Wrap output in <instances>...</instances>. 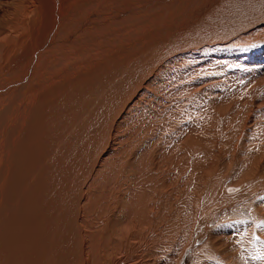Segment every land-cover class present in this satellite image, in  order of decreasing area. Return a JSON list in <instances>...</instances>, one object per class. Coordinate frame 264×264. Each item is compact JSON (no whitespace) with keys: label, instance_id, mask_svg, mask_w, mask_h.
<instances>
[{"label":"bare ground","instance_id":"bare-ground-1","mask_svg":"<svg viewBox=\"0 0 264 264\" xmlns=\"http://www.w3.org/2000/svg\"><path fill=\"white\" fill-rule=\"evenodd\" d=\"M257 45H259V48H256ZM227 46H234L238 51L241 49L250 51L256 48L253 50L255 51L253 56H249V54L245 52L235 55V59L240 55L248 56L246 59H244L243 56L240 61V63L245 61L243 63L245 66H241L245 67V69L247 68V71L241 72L242 74L244 73L246 81L234 88L236 90L241 89L246 92V95L256 98V95H258L260 91L264 92V0H0V49L6 48L9 51L6 55L5 62L0 65V204L5 185L12 179L11 174L14 168L12 157L15 148V137L19 136L22 131L29 112L31 113V111L38 108L42 110L45 109L48 110V118L46 117V120H48L50 124H58L61 121L63 122L64 119V121L68 123H74L81 118L85 109L96 107L99 117L96 118V115L93 113L90 114L88 118V121L90 120L89 124L95 125V131L93 129L94 132H92L90 138L92 141L95 140L94 143L97 150L94 156L98 163L96 162L97 164L95 163L96 165H93V171L105 166L106 163L109 164L111 161L118 160L120 154L125 150L129 152L128 155H131L130 158L134 159L140 155L144 143L149 141L151 136L145 137L144 135H138V132L133 134L131 129L143 124L157 126L158 120L160 121V119L157 120L153 118L152 114L166 112L168 109L170 110L171 107H174L176 103L173 104L174 101L171 102L172 98H169L171 93H178L184 87H187L189 93L195 95L211 90L213 92L214 89H216V91L224 90L221 84H219V86L222 88L217 87V82H215L219 76V74L217 76L218 71L215 72L210 70V68L230 60L231 57L229 58L228 56L225 58L218 52V50L220 51V49ZM225 50L226 49H224V51ZM234 54L235 53L232 52L233 57ZM217 66L216 68L218 69ZM227 69L229 68H226V70ZM223 71L222 73H227V71ZM233 71H235V69ZM237 72H240V70H236L234 74ZM259 80H262V84L259 83L260 85H257ZM241 81L243 80H239L238 83H241ZM234 84H236V82ZM231 87L234 86L231 85ZM206 96L205 94V97ZM180 98L181 100L187 99L186 96ZM201 98L202 100L204 99L202 96ZM188 99H190V96H188ZM225 100L226 98L223 101L226 102L227 100ZM71 103L76 105L71 107ZM254 104H256V102H254ZM238 106L239 105H237V107ZM189 108L190 107H188V109ZM185 109L187 108L184 107V110ZM223 109L225 108H220V112L215 115V117L212 116L213 119L215 118L212 121L219 127L225 125L224 123L228 118H224L225 111ZM236 110L239 109L237 108ZM64 112H68V114L63 119L64 115H62V113ZM188 113H190V111ZM185 117L186 116H184L183 120L178 119L181 125L184 126L187 123L184 121ZM174 122L176 123V121ZM203 123L205 124V122L201 124ZM178 125L180 126V123ZM173 126H176V124ZM188 128H190V126ZM179 129H177V132ZM181 133H183V130ZM182 137L183 136H181L179 140H181ZM165 142L167 143L168 140ZM194 143L195 141L190 139L186 142V147L193 149V146L196 145ZM72 147L74 151H77L76 156H80L85 151V148H76L77 144L75 143H72ZM168 147L171 148V146ZM155 148L156 147H154V150ZM86 152L92 154L93 149L89 148ZM187 153L185 152V154ZM193 155V157L197 156L196 154ZM165 156H167V154ZM176 156L174 157L176 158ZM37 159L39 158H36V160ZM258 163L260 164V161ZM261 168L259 167L258 171ZM163 170L161 171L163 172ZM170 171H172V169ZM175 171L177 172V170ZM176 172L174 174H176ZM158 173L160 174L161 172L158 171ZM261 173H264V170ZM142 174L144 173L142 172ZM149 174L151 175V172ZM153 174L156 176V173ZM162 175L163 174L159 175V178ZM170 176H172V174ZM210 176L211 175L205 177V184L202 183L203 189L206 190V192H202V194L208 202L211 199L212 201L215 199L217 207L233 199L236 200L239 198L240 200L241 197H248L250 193L252 194L256 191L257 187L264 184V176L255 174L239 176L230 184L227 183V186L220 183V175ZM171 178L172 177H170V179ZM139 180L138 183H141ZM41 182H43V180ZM166 182L163 181L161 184ZM168 182L171 185L170 180ZM187 182L188 180H186V183ZM161 184L159 183L160 187ZM166 185L167 184H165V186ZM170 185H168V188H170ZM190 185L191 184H189V186ZM187 187L185 186L186 190ZM234 187H236L235 191L229 192L226 190ZM192 189L193 188H191V192ZM186 190L182 191L186 193ZM168 191L170 190L168 189ZM172 191L173 190H171V192ZM177 193L175 194L177 195ZM178 196L174 199L177 200ZM161 198L163 197L161 196ZM171 198L172 197H170L169 200H171ZM8 201H11L10 198ZM184 201H188V199ZM147 203L149 204V202ZM154 203H156V201ZM205 204L208 203L206 202ZM190 205H194L193 202ZM159 206L157 205V207ZM256 209H258V207ZM62 210L63 212L69 211L68 213H71V220L74 221V230H78L77 232H79L82 226H80L79 223L80 220L77 209L71 212L70 209L66 210L62 208ZM9 211H11V209H9ZM248 211L245 210V214H247ZM191 215L193 217L192 213ZM48 216H50V214ZM10 221H12V218H10ZM9 225L6 226L4 235L0 232V264H34L30 257L25 254L27 247L17 242L16 238L18 237L16 231L10 228L12 224ZM129 231L130 230L127 232ZM147 231L148 229L145 231L146 234ZM158 232L157 230V233ZM86 235L81 238V241L83 245L87 244L88 247H91L93 234L89 232ZM152 236L150 238H152ZM189 244L190 242L183 247L179 256L180 259L182 256L186 258L187 253H189L191 249V247L187 249ZM197 251L191 250L190 254ZM132 254L130 256H133ZM190 254L187 255V257L190 258ZM200 258L201 256L198 254L195 260L200 262ZM69 260L71 261V259ZM46 262V254L44 253L36 264H46ZM113 262L114 260H109L110 264H113ZM177 263L178 260L176 264ZM71 264H92L91 254L85 253L72 261ZM167 264L170 263L167 262Z\"/></svg>","mask_w":264,"mask_h":264},{"label":"rangeland","instance_id":"rangeland-1","mask_svg":"<svg viewBox=\"0 0 264 264\" xmlns=\"http://www.w3.org/2000/svg\"><path fill=\"white\" fill-rule=\"evenodd\" d=\"M256 48H259V45H257ZM224 49L226 50L224 51ZM255 49H251L250 51L241 49L238 51L234 46H227L220 49V51L218 50L223 57H231L229 60L230 62L228 61L230 64L228 62H222L223 64L216 65L218 69L216 66H212L210 70L215 72L218 71L217 76L218 74L219 76L215 82H217V87L223 86L226 92L224 90L216 91V89H214L213 92L211 90L208 91L209 93L206 91L195 95L189 93L187 87H184L178 93H171L169 98H172L171 102L174 101L173 104L176 103L174 107H171V109H168L166 112L152 114L153 118L157 120L160 119V121L158 120L157 126L143 124L131 129L133 134L138 132V135H144L145 137L150 135L152 138L144 143L140 155L132 159L130 158L131 155H128L129 152L125 150L120 154L118 160L111 161L109 164L106 163L105 166L95 171H93V165L96 162L98 163L94 156L97 148L95 147V140L92 141L90 138L92 132L95 131V125H90V120L88 121V118L90 114L93 113L96 115V118L99 117L96 107H93L94 109H85L81 118L74 123L64 121L68 112H64L65 114L62 113V115H64V120L58 124H50V122L46 120V117L48 118V110L38 108L31 111V113L29 112L22 131L19 136L15 137V148L12 157L14 161L13 173L11 174L12 179L5 185L1 197L0 232L4 235L6 226L12 224V227L9 226L11 229H15L18 237L16 238L17 242L27 247L25 254L30 257L34 264L39 261L44 253L46 254V264H71L72 261L85 253L91 254L92 264H110L109 260H114L113 264H167V262L176 264L177 260V264H182V262L183 264H264V186H262L264 184L257 187L256 191L252 194L250 193L248 196L250 198L245 196L241 197L240 200L239 198L236 199L237 201L233 199L234 201L232 200L220 207H217L215 199H213L214 202L212 199L208 202L202 194V192H206V190L203 189L202 183L205 184V177L209 175H211L210 177L220 175V183L225 186L233 182V180L239 176L249 174L264 176V173H261L264 170V92L260 91L262 93L259 92L260 94L258 93L256 98H253L246 95V92L241 89H234L236 86L246 81L244 73L242 74V72L247 71V68L245 69V67L241 66H245V64H243L245 61L241 63L240 61L243 56L244 59L248 56L240 55V58L238 57L235 59V55L245 52L249 54V56H253L255 52L253 50ZM8 52L6 48L0 49V65L5 62ZM232 52L235 53L234 57ZM226 68L229 69L226 70ZM223 69L227 71V73H225ZM234 69L235 71H233ZM236 70H240V72L234 74ZM222 71L224 73H222ZM238 79L243 81L238 83ZM235 82L236 84H234ZM259 83L262 84V80H259L257 85H260ZM219 84H221V86H219ZM231 85L234 87H231ZM205 94L207 95L206 97ZM184 96L187 97V101L181 100L180 97ZM188 96H190V99H188ZM201 96L204 98L203 100ZM223 98H226L228 102L226 100V102H224ZM216 101L219 103L217 104ZM254 102H256V104H254ZM70 105L74 107L76 104L71 103ZM237 105L239 106L237 107ZM184 107L187 109L184 110ZM188 107H190L189 109L191 110H189ZM236 107L239 110H236ZM220 108H225L223 109L225 111L224 118H228L227 121L225 120L227 123L225 122V125L219 127L216 126L212 120H214L215 118L213 119V117L220 112ZM188 110L191 114L188 113ZM183 112H187V115ZM184 116H186L184 121L187 122L185 126L181 125V122H179V120L184 119ZM199 119L205 122V124H201L202 122ZM174 121H176V123ZM179 123L180 126L178 125ZM175 124L176 126H173ZM188 125L190 128H188ZM187 128L188 131L190 129L191 132L189 131L188 133ZM177 129H179V133ZM182 130L183 133H181ZM167 133L170 135L173 134L170 136ZM181 136H183V140H179ZM190 139L195 141L194 144L196 145L193 146L195 151L186 147V142ZM167 140L168 142L166 143L165 141ZM170 142H173V145ZM72 143L77 144L76 148H85L84 153L80 156H76L77 151L73 150ZM168 146H171V148ZM154 147H156L157 150L156 148L154 150ZM89 148L93 149L92 154L86 152ZM185 152L188 153L185 154ZM166 154L167 156H165ZM193 154L197 156L199 154V156L197 157L195 155L196 157H193ZM174 156H176V158ZM36 158L39 159L36 160ZM259 161L260 164L258 163ZM259 167L263 169L261 168L258 171ZM171 169L172 171H170ZM161 170H163V172ZM175 170H177V172ZM158 171L161 173L159 174ZM142 172L144 174H142ZM150 172L151 175L149 174ZM175 172L177 175L174 174ZM153 173H156V176ZM161 174L163 175L159 178ZM171 174L172 176H170ZM170 177H172L171 179L173 181ZM42 180L43 182H41ZM138 180L141 183H138ZM169 180L174 184L171 182L170 185L168 182ZM186 180H188L187 183ZM163 181H167L168 183L161 184ZM174 181H177L178 183H176L178 185ZM158 182L161 184V187ZM165 184L167 185L165 186ZM189 184L191 185L189 186ZM168 185H170V188H168ZM185 186H189L187 190ZM190 187L193 188L192 192ZM171 190L173 191L171 192ZM182 190H186V193ZM226 190L229 192L235 191L236 187ZM175 191L180 192L177 193ZM175 193H177V195ZM161 196L165 198L163 199ZM176 196H178L177 200H175ZM170 197H172L171 200H169ZM9 198L11 200L10 202L8 201ZM185 199H188V201H184ZM155 201L156 203H154ZM147 202H149V204ZM192 202L194 205H190ZM206 202L208 204H205ZM179 203L185 204L181 205ZM157 205L160 206L157 207ZM257 207L258 209H256ZM62 208L66 210L70 209V212L77 209L80 220L79 223L80 226H82L79 232H77L78 230H74V221L71 220V213H68L69 211L63 212ZM9 209H11V211H9ZM161 210L164 213H162ZM245 210H251L247 212L249 215L245 214ZM49 214L50 216H48ZM10 218H12V221H10ZM145 229H148L147 234ZM128 230L130 231L127 232ZM89 232L93 234L91 247H88L87 244L83 245L81 241V238ZM151 236L152 238H150ZM189 242L191 245L189 244L187 249L190 247L191 249L187 255L191 253V250H198V253L195 252L196 254H190V258L187 257V255L186 258L182 256L180 259L179 256L183 247ZM142 243L145 244L143 245ZM131 254L133 256H130ZM198 254L203 259L200 258V262L195 260ZM69 259H71V261Z\"/></svg>","mask_w":264,"mask_h":264}]
</instances>
